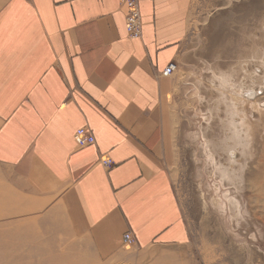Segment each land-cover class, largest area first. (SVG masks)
I'll return each instance as SVG.
<instances>
[{
	"label": "crops",
	"instance_id": "obj_1",
	"mask_svg": "<svg viewBox=\"0 0 264 264\" xmlns=\"http://www.w3.org/2000/svg\"><path fill=\"white\" fill-rule=\"evenodd\" d=\"M192 1L140 0L131 40L119 0H0V167L24 231L51 230L85 264L189 259L164 71ZM81 128L93 145L76 146Z\"/></svg>",
	"mask_w": 264,
	"mask_h": 264
},
{
	"label": "rangeland",
	"instance_id": "obj_2",
	"mask_svg": "<svg viewBox=\"0 0 264 264\" xmlns=\"http://www.w3.org/2000/svg\"><path fill=\"white\" fill-rule=\"evenodd\" d=\"M188 14L168 99L176 135L170 178L189 242L184 264H264V113L253 112L262 119L253 129L257 148L241 171L240 189L230 188L241 215L220 195L225 188L217 189L214 168L215 146L230 125V87L264 75V0H193ZM220 73L230 76V87H222ZM8 172L0 167V264H85L72 243L51 239V230L26 232L17 224L21 200Z\"/></svg>",
	"mask_w": 264,
	"mask_h": 264
},
{
	"label": "bare ground",
	"instance_id": "obj_3",
	"mask_svg": "<svg viewBox=\"0 0 264 264\" xmlns=\"http://www.w3.org/2000/svg\"><path fill=\"white\" fill-rule=\"evenodd\" d=\"M219 79L222 87H230L229 75L226 76L220 73ZM230 88L235 95L231 97L230 101L232 102V111L229 110V117H231L230 125L226 131L224 130L226 132L225 138L215 146L219 160L215 163L214 168L218 170L217 177L220 188L217 187V189L221 191V186L225 188L224 192H221L220 195L222 194L225 201H229L236 208V215L239 216L241 215L242 208L237 200V196L235 193H231L230 188L233 187L234 191L240 189L241 179L243 178L241 171L249 162L248 160L251 158L252 151H255L257 148V134L254 133L253 129L259 127L262 119H258V121L254 120V116L252 115L253 112L257 114L264 113V107L261 105L262 101L258 98L263 90L262 99H264V75L252 78L251 84L246 87ZM234 91H237V94ZM254 123L257 124L255 125ZM220 157H222V160Z\"/></svg>",
	"mask_w": 264,
	"mask_h": 264
},
{
	"label": "built area",
	"instance_id": "obj_4",
	"mask_svg": "<svg viewBox=\"0 0 264 264\" xmlns=\"http://www.w3.org/2000/svg\"><path fill=\"white\" fill-rule=\"evenodd\" d=\"M119 2L125 8V31L127 32V37L131 40H136L141 36V16H140V0H119ZM176 65L174 63H170L168 67L165 69L164 74L167 76H171L173 72L176 70ZM74 142L77 147H85L89 145H93L95 139L91 136L90 132L86 128H81L75 131ZM105 167H110L111 162L106 160L102 162ZM124 246L129 247L134 244L135 239H133L132 235L128 232L124 234L123 237Z\"/></svg>",
	"mask_w": 264,
	"mask_h": 264
}]
</instances>
